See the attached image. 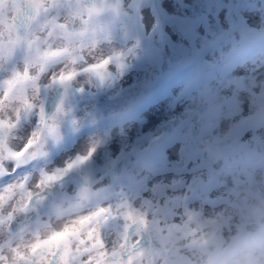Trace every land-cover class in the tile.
<instances>
[{
	"label": "rangeland",
	"instance_id": "obj_1",
	"mask_svg": "<svg viewBox=\"0 0 264 264\" xmlns=\"http://www.w3.org/2000/svg\"><path fill=\"white\" fill-rule=\"evenodd\" d=\"M113 1L117 0H81V4L84 8L95 4L98 9H104L107 4L112 5ZM259 1L264 6V0ZM75 2L76 0H71L73 5ZM188 2L128 0L123 4V0H120V15L115 13L112 16V12L106 15V8L105 11L102 10L105 14L100 11L98 15L91 17L87 12H82L78 21L65 18L70 14L66 0H59L60 5L63 4L60 7L45 5L48 11H43V15L35 10L26 11L29 18L33 15L37 18L30 26L31 30L38 31L40 25H46L44 34L48 35L44 47L49 51L62 52L63 56L76 63H80L76 53L81 49L98 51L100 60L114 52L127 53L135 43L137 31L142 37L140 46L134 49V54L127 53L121 57L120 63L127 65L123 74H120L121 70L116 63L107 66L110 75L105 78L103 85L91 74L96 87L87 92V99L75 101L73 109L77 117L90 111L94 113L96 132L118 129V138L112 146L103 133L99 134L105 143L104 149L95 163L79 173L72 183L77 187V191H80L81 186L88 188L86 193L81 192L79 199L91 212L99 208L110 209L109 214L93 218L88 226L89 232H94L102 241L103 252L107 257L108 248L111 246L115 251L117 242L123 243L125 249L130 247V242L136 244L131 252L120 253L119 259L123 262H127L137 251L149 248V244H142L141 241L145 236H153L156 228L161 229V235L165 231L170 233L169 229L174 224L176 228L171 233L181 228L188 218L185 205L188 212L198 214L190 223L194 222L200 228H207L208 233H211H207L205 247L213 248L218 254L217 258L232 249L229 246L226 251L219 252L230 244L235 245L233 248H243L245 244L254 241L253 232L249 231L248 225L259 218L260 212L255 207V202L264 198V192L260 191V180L264 176V143L258 144L256 140L257 135L264 132V121L259 120L260 111L264 109V93H260L259 83L247 87L245 81H240L237 76L234 78L233 69L245 65L247 67L253 62H258L257 57L264 56V31L259 28L261 24L255 25L247 11V14L240 11L247 6V2L242 0H198L194 9ZM63 6L67 7L64 9ZM216 9L227 10L233 27L219 50L215 51L214 55L209 53L205 57L209 62L215 61L217 68L200 72L196 63H186L189 54L179 47L181 37L174 30V26L182 27L184 17H206L210 21L211 13ZM53 18L57 24H66V29L60 30L49 23ZM223 19L224 12L221 11V20ZM81 20L88 21L85 35H67L66 33H78L85 27ZM133 20L136 22L135 26ZM102 23L109 26L111 24L116 29L106 32L108 26ZM165 24L169 25V30L164 33L166 39L162 40L160 34L164 31ZM95 27L105 30L102 38L112 41L118 38L119 42L104 46L100 50L82 48L87 44L85 40L88 42L87 39L91 37ZM153 29L156 31L153 32ZM125 33L128 34L127 38ZM148 35H151V40L143 38ZM94 37L90 38L92 42L88 44L99 43L100 39L95 40L96 36ZM40 38L45 39V36L41 35ZM169 41L176 46L173 47ZM63 56L54 59L62 60ZM23 62L24 48L21 47L13 51L8 71L15 72ZM110 66L111 71L108 70ZM226 113L229 117L220 122L219 115ZM241 120L245 122L243 131L237 135L234 125L239 124ZM226 133L230 134L231 141L223 139ZM230 142L234 143L227 147ZM250 143L256 148L255 152L251 151L253 147ZM181 147L183 152L180 151ZM161 171L167 174L161 175ZM113 176L119 177V180L113 182ZM145 177L158 178V181L163 183L162 186H167L163 196L153 198L150 193L143 194L144 199L152 200V207L135 197L137 182ZM173 181L177 182L178 187L172 188ZM109 185L111 188L104 196L96 195L98 189L107 188ZM67 188L68 185H63L61 190L66 192ZM185 196L186 201L183 199ZM176 198H179L180 205L171 217L158 211V208L164 207L165 199ZM123 203H127L128 207H120ZM126 211L144 215L149 222L148 228L139 236L135 234L136 226L130 227L127 241L121 236L126 223L123 213ZM233 214L239 216L236 224L241 225V231L244 233L241 232L240 237L237 235L239 238L230 243L229 239L225 241L222 230L226 229L228 221L236 220ZM153 220L158 223L153 225ZM34 234L39 235V232ZM106 238L110 243H105ZM79 243L78 239L77 244ZM150 243L152 249L159 248L157 241L152 240ZM63 247L67 248L66 264H84L89 255H92L88 253L87 258L81 255L78 261L75 258L76 253L87 248V242L83 248L76 247L74 250L71 241L65 238ZM61 254L63 248L58 244L53 261ZM141 259L144 260L143 257ZM134 263L132 261V264ZM105 264H109V260H106Z\"/></svg>",
	"mask_w": 264,
	"mask_h": 264
},
{
	"label": "clouds",
	"instance_id": "obj_2",
	"mask_svg": "<svg viewBox=\"0 0 264 264\" xmlns=\"http://www.w3.org/2000/svg\"><path fill=\"white\" fill-rule=\"evenodd\" d=\"M45 5L51 7L49 0H43V7L37 0H0V264H66L65 238L71 241L74 250L83 248L87 242V248L92 249L91 254L97 259V253L103 251L98 246L93 248L97 236L89 232L92 219H85L91 210L79 199L82 186L77 191L72 183L79 173L95 163L105 147L93 127L94 113L90 111L77 117L73 111L75 101L87 99V92L96 87L91 73L85 69L99 60V52L86 49L82 54L86 63H76L62 52L44 47L48 35L44 34L46 25H40L38 31L31 30L37 18L35 15L29 18L26 11L39 9L38 13L43 15ZM21 47L24 62L15 72H9L12 55L7 50L13 53ZM62 56V60L54 59ZM76 56L80 57L81 53L77 51ZM257 60L247 67L249 75L261 85L260 93H264V56ZM108 70H112L111 66ZM14 73L19 77L14 78ZM70 73L74 75L67 81L68 99L61 109L64 88L60 78ZM260 115L264 119V109ZM53 127L55 139L50 135ZM223 139L231 141L230 134L226 133ZM256 140L258 144L264 143V132ZM232 143L226 146L231 147ZM8 150L19 155L11 156ZM251 151L255 152L256 148ZM77 157L81 160L77 161ZM69 164L73 167L61 179H46L56 169H66ZM63 185H68L66 192L61 190ZM260 191L264 192V176ZM255 207L260 216L248 229L256 239L242 249H228L217 258L211 247H205L208 229L186 218L184 225L172 233L145 236L141 243L149 244V248L137 251L133 261L140 264L143 257L144 264H264V198L255 202ZM36 231L39 235L34 234ZM224 239L227 241L228 237ZM152 240L157 241L159 248L152 249ZM105 243L110 241L106 238ZM58 244L63 254L53 261ZM122 244L117 242L116 252H131V247L125 249ZM130 245L136 244L130 242ZM150 252L154 260L149 258ZM108 253L109 264L113 260L119 264V255H112L111 246ZM81 255L87 258L88 253L84 250L76 253L77 261Z\"/></svg>",
	"mask_w": 264,
	"mask_h": 264
},
{
	"label": "snow or ice",
	"instance_id": "obj_3",
	"mask_svg": "<svg viewBox=\"0 0 264 264\" xmlns=\"http://www.w3.org/2000/svg\"><path fill=\"white\" fill-rule=\"evenodd\" d=\"M37 2L43 7V0H37ZM50 6H56L60 7L59 0H49ZM66 3L68 4V7L70 9V15L73 19H78L82 12H87L88 16L91 17L93 15H98L100 11L103 10V8L98 9L95 4H93L91 7L84 8L82 7L81 0H76L75 4L73 5L71 3V0H66ZM109 10L115 12L117 15H120L119 9L121 7L120 0H117L116 4L109 5ZM163 7V5H162ZM44 11H48V8H44ZM221 11L224 12V19L221 20ZM39 12V9H37V13ZM164 15L167 17L168 14L164 13ZM132 19V18H129ZM50 23L60 30L66 29V24H57L55 18H53ZM81 23L85 25L83 29H81L78 33H66L69 36L74 37H82L87 32V20H81ZM135 20H133V25L135 26ZM233 27V21L229 19L227 10L222 9H216L214 12L211 13V20L209 21L206 17H200L197 19H189L187 17H184L183 20V26L179 28H175L179 34H180V43L179 47L183 49L186 53H188V59L186 63H196L199 66L200 72H207L211 70H215L217 68V63L215 61L209 62L205 57L208 56L209 53L215 54V51L219 50L220 46L223 44L225 39L228 37L229 32L231 28ZM169 30V25H164V31L161 32V39H166L164 33ZM156 29H153V32H155ZM51 34V33H49ZM127 33H125V38H127ZM141 35L139 31L136 33L135 37V43L133 44L132 48H129L127 50V53L134 54V49L138 48L141 43ZM146 40H151V35H148L146 37H143ZM198 42V47H196V44ZM173 47L176 46L175 44H172L171 41L168 42ZM151 51V49H150ZM127 53H121V52H114L112 55L102 58L98 60L95 64L90 65L88 68L85 69L86 72H89L91 74H94L100 81V84L103 85L104 80L107 76L110 74L107 72V66L111 63H116L117 67L121 70L120 74H123V69L127 67V65L120 63V59L123 55H126ZM7 54L9 56L12 55V50H7ZM74 74L70 73L67 77L61 76L60 82L62 87L64 88V93L61 96L60 100V106L62 109L63 103L66 99H68L69 94V86L67 81L70 80L73 77ZM19 74L14 73V78H18ZM55 80V78H54ZM79 91H83V89H79ZM225 103L227 104L228 101L225 98ZM72 124H76L75 120L71 121ZM244 121L241 120L239 124L234 125V131H236L237 135L241 134L243 131V125ZM50 135L55 139L56 137V128L53 127L50 129ZM157 140L159 137L156 138ZM29 145H31V141H29ZM6 147V145H5ZM180 151L183 152V147L180 148ZM9 155L11 156H18L19 153H13L10 150H8ZM91 155V153H89ZM81 158L77 157V161H80ZM112 165H115V161L112 162ZM73 167L72 164H69L66 169H56L55 172L51 175L46 177L48 181H55L57 179H61L64 174L68 170H70ZM161 175H166L167 173L165 171L160 172ZM113 182L119 180V177L113 176ZM147 180V177H145L144 180L137 182V190L135 192V197L142 199L143 203L147 205L148 207H152V200L151 199H144L143 194L144 193H150L153 198H157L160 196H163L165 194L167 186H162L158 183H151L146 184L145 181ZM178 187L177 182L173 181L172 188ZM111 188V185H109L107 188H100L98 189L96 195L98 196H104L105 193L109 192ZM190 190H192L190 188ZM88 191L87 187H82L81 192L86 193ZM106 198V197H105ZM185 201L187 200V196L183 198ZM206 203L215 204L216 201H205ZM170 205V206H169ZM180 201L179 198L173 199V200H167L164 201V207L158 208V211L163 212L166 216L171 217L174 214V211L179 207ZM122 208H127V203H123L120 205ZM110 213L109 208H99L94 212H91L88 217H85L86 220L93 219L100 217L102 215H106ZM185 214L188 216V219L194 220L197 218L198 214L191 213L187 211V206L185 205ZM123 219L125 220L124 224V231L121 233L122 239L127 241L128 236L127 232L130 227L135 225V234L137 236L140 235V233L148 228L149 222L145 219L144 215L135 213L133 211H126L123 213ZM83 222V221H82ZM158 223L157 221L153 220L152 224L155 225ZM176 226L172 225L169 231L171 232L173 229H175ZM155 231L159 233L161 229L156 228ZM99 247L100 249H103L104 245L102 241L97 236L96 243L93 245V248ZM122 248H125V245H121ZM131 248H135L136 245H130ZM84 252L91 253L92 249L85 248ZM83 254V253H81ZM113 256L120 255V253L113 251ZM97 259L93 255H89V258L87 261L84 262V264H105V261L107 260V254L103 251L97 253ZM133 256H130L129 260L127 262L120 261L119 264H132Z\"/></svg>",
	"mask_w": 264,
	"mask_h": 264
},
{
	"label": "bare ground",
	"instance_id": "obj_4",
	"mask_svg": "<svg viewBox=\"0 0 264 264\" xmlns=\"http://www.w3.org/2000/svg\"><path fill=\"white\" fill-rule=\"evenodd\" d=\"M128 0H123V4H124V2H127ZM163 1V3H164V0H162ZM189 2V5L194 9V7H196L197 5H198V0H188ZM116 2L117 1H113V4L112 5H114V4H116ZM242 2H244V3H246L247 4V6H246V9H240V11H242L243 12V14H244V12L246 13V11H247V13H248V15L252 18V20L255 22V25H257V26H259L260 24V29H262V32L264 31V6H262V4L260 3V1L259 0H245V1H243L242 0ZM263 3V2H262ZM61 5H63V4H61ZM242 5H245V4H242ZM64 7V6H63ZM67 6H65L64 7V9L66 8ZM103 8V7H102ZM107 8V12H106V15H109V14H107V13H110V12H112V16L113 15H115V12H114V14H113V11H111V10H109V7H108V4H107V7H105L104 9H106ZM64 9H62V11L64 10ZM103 9V10H104ZM105 11V10H104ZM104 11H102V12H104ZM241 13V12H240ZM246 13V14H247ZM104 14H105V12H104ZM104 16V15H103ZM111 16V15H110ZM101 17V16H100ZM105 17V16H104ZM244 17V16H243ZM65 18L66 19H72L73 20V18L71 17V15L69 14L68 16L66 15L65 16ZM107 18V17H106ZM97 19H99V18H97ZM74 20H76V21H78L77 19H74ZM102 20H103V18H102ZM109 20V19H108ZM249 20V19H248ZM99 22V20H96V22ZM112 21V20H111ZM110 21V22H111ZM95 22V21H94ZM105 22V21H104ZM103 22V23H104ZM99 23H101V22H99ZM102 23V24H103ZM108 23H109V21H108ZM105 24V23H104ZM103 24V25H104ZM100 25V24H99ZM95 26V23L93 24V27ZM97 27H99L98 25H96ZM104 26H108V28H107V30H106V32L107 31H112V30H115L116 28H115V26H111V24H110V26L109 25H104ZM110 27V28H109ZM94 29V32H92L91 33V37L93 36H96V39L95 40H97V39H100V41H99V43L98 44H94V43H92V44H94V45H92V44H88L91 40H90V38L89 37H87V38H89V39H87L88 40V42L85 40V42L87 43V44H85L82 48H92V49H95V48H98V50H100L101 48H104V46H107V45H109V46H111V44L112 43H115V42H119V39L118 38H116L114 41H112V40H109V39H105V38H102V35L105 33V30H103V29H101V30H99V29H97L96 27L95 28H93ZM239 34V33H238ZM249 34V33H248ZM86 37V36H85ZM248 37V36H247ZM264 37V36H263ZM95 38V37H94ZM262 38V37H261ZM92 42V41H91ZM254 44V43H253ZM255 44H256V42H255ZM264 44V43H263ZM251 46V45H250ZM256 47V46H255ZM259 47V46H258ZM254 48V47H253ZM261 48H263V47H261ZM247 49V48H246ZM256 49V48H255ZM247 50H249V49H247ZM246 50V51H247ZM257 50V49H256ZM261 50V49H260ZM262 50H264V48L262 49ZM85 51V49H81V50H79V52L81 53V56L79 57V61H80V63H86V60L83 58V52ZM243 51H245V50H242V52ZM252 51V50H251ZM250 51V52H251ZM258 51H259V49H258ZM257 51V52H258ZM249 51H247V53H248ZM256 52V53H257ZM240 53V52H239ZM259 53V52H258ZM257 53V54H258ZM261 53H262V51H261ZM74 54V53H73ZM231 54V53H230ZM229 54V55H230ZM248 54H250V53H248ZM247 54V55H248ZM229 55H227V57H229ZM239 55V54H238ZM245 55V54H244ZM255 55V54H254ZM251 56V55H250ZM260 56V55H259ZM240 57V56H239ZM238 57V58H239ZM244 57V56H243ZM253 57V56H252ZM256 57V56H255ZM226 58V57H225ZM61 59V58H60ZM246 59V58H245ZM255 59V58H254ZM225 60V59H224ZM244 60V59H243ZM231 62V61H230ZM232 63V62H231ZM226 64V63H225ZM190 65V64H189ZM229 65H230V63H229ZM244 65V64H243ZM228 66V65H227ZM232 66V65H231ZM237 69V70H236ZM233 70H235V73L234 72H232V73H234V78L237 76V78L240 80V81H245V83H246V86L247 87H249V86H254V85H256L258 82L256 81V79H254V76L253 75H251V76H249V69L246 67V65L245 66H243V67H241V68H238V67H235V69H233ZM217 71V70H216ZM206 75V74H205ZM217 107H218V105H216ZM214 109V108H213ZM218 110V109H217ZM213 111V110H212ZM214 112V111H213ZM215 113V112H214ZM229 117V114L228 113H226L225 115H223V116H221V114L219 115V117L218 118H220V122H222V120L224 119V118H228ZM259 120H263L264 121V119H262L261 117L259 118ZM93 127L95 128V126L93 125ZM96 129V128H95ZM117 132H118V129H112V130H103L102 132H97L98 134H100V133H103L106 137H107V140H108V142L110 143V145L112 146V145H114L115 144V141H116V139L118 138L117 137ZM253 142V141H252ZM253 143H255V141L253 142ZM251 144V143H250ZM256 144V143H255ZM249 145V144H248ZM244 146V145H243ZM251 146H252V144H251ZM250 146V147H251ZM255 146V145H254ZM253 147V146H252ZM245 148V147H244ZM243 148V149H244ZM247 149V148H246ZM249 149V148H248ZM175 151V150H174ZM173 151V152H174ZM248 151V150H247ZM164 181V180H163ZM147 184H151V183H158V184H160V185H163V183L161 182V181H158V178H155V177H148L147 178ZM161 182V183H160ZM233 216H236V220L234 221V222H227V224L225 225V230H222V233H223V235H225V236H227L228 237V242L230 241V243H232L236 238H239L240 237V235L239 234H241V225L240 224H236L237 222H238V218H239V216L238 215H235V214H233ZM231 217V216H230ZM175 225V224H174ZM177 225V224H176ZM190 230V229H189ZM175 231V230H174ZM212 232V231H211ZM171 233V232H170ZM210 233V232H209ZM208 233V234H209ZM242 233H244V232H242ZM211 234V233H210ZM251 234V233H250ZM220 236H221V234H219ZM222 235V236H223ZM237 235H239V237L237 236ZM245 235H248L249 236V234H247V233H245ZM242 236V235H241ZM244 236V235H243ZM245 237V236H244ZM249 237H251V236H249ZM252 237L254 238V240L256 239V235L254 234V233H252ZM221 239V238H220ZM223 239V238H222ZM241 239V238H240ZM246 239V238H245ZM214 241V240H213ZM216 242V241H215ZM208 243H209V241H208ZM210 244V243H209ZM212 244V243H211ZM213 245V244H212ZM216 245V244H215ZM220 245V244H219ZM223 245V244H222ZM221 245V246H222ZM210 246V245H209ZM226 246V245H225ZM229 246H231V248H233L234 246L232 245V244H230V245H228L227 247H225L224 249H222V250H218L219 252H221V251H223V250H225V249H227ZM218 247V246H217ZM223 248V247H222ZM155 249H157V248H155ZM155 249H153V250H155ZM213 249V248H212ZM216 250V249H215ZM217 251V250H216ZM226 251V250H225ZM220 254V253H219ZM224 254V253H223ZM220 256H222V255H220ZM149 258L150 259H155V256L153 255V253H149ZM219 258V257H218ZM135 264V263H134ZM140 264H144V260H140Z\"/></svg>",
	"mask_w": 264,
	"mask_h": 264
}]
</instances>
